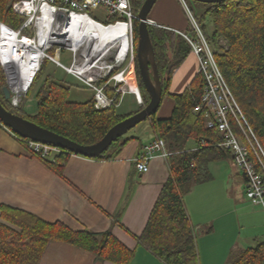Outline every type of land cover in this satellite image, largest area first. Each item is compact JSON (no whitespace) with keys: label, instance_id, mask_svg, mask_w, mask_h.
I'll use <instances>...</instances> for the list:
<instances>
[{"label":"trees","instance_id":"16d2710c","mask_svg":"<svg viewBox=\"0 0 264 264\" xmlns=\"http://www.w3.org/2000/svg\"><path fill=\"white\" fill-rule=\"evenodd\" d=\"M14 1L0 0V20L18 27L25 17L13 11ZM144 1L132 0L136 14ZM199 3L204 5L199 12L194 13L189 5L188 7L212 45L220 69L243 109L245 119L264 149V0ZM188 18L186 33L191 34V30V35H195L192 21L189 16ZM138 26L139 20L136 19V46ZM149 30L163 82V99L171 95L175 106L168 117L157 118L156 113L149 118L156 137L163 138L167 143L171 156V173L163 184L143 232L137 238L167 264H201L197 234L188 215L184 195L196 183L210 178L202 170L205 163L231 155L224 148L214 145L223 140L222 134L218 130L206 128L204 114L194 111L204 91L203 76L197 73L182 93H170L174 70L190 55V43L181 33L167 28L150 24ZM221 41L224 42L223 45ZM48 63L50 62L43 63L29 89L31 93L37 88V107L33 114L27 113L23 106L14 107L5 98L3 87L7 80L0 64L2 103L38 125L81 144L99 141L113 125L134 113L121 112L118 105L97 109L94 97L84 102L70 101L68 96L71 85L57 79L52 73L46 74ZM136 73L143 104L135 112L150 101L137 58ZM103 83L104 80L99 82ZM105 90L109 96L115 95V90L110 86H106ZM120 95L121 93L116 96V103ZM132 138L119 137L105 152L94 158H115ZM21 142L26 145V140ZM192 142L195 143L193 148L190 146ZM72 154L75 153L62 149L55 155L40 158L62 173ZM0 211V264H38L50 241L69 242L91 251L100 260L117 264H130L134 257V250L112 233L74 230L62 222H48L7 204H2ZM263 263L264 242L257 246L233 249L225 264Z\"/></svg>","mask_w":264,"mask_h":264},{"label":"crops","instance_id":"0c3cea01","mask_svg":"<svg viewBox=\"0 0 264 264\" xmlns=\"http://www.w3.org/2000/svg\"><path fill=\"white\" fill-rule=\"evenodd\" d=\"M188 16L181 0H157L149 17L159 27L186 33ZM197 73L198 61L191 52L174 70L170 93H182ZM128 94L125 99L135 103L133 93ZM174 106L173 97L166 96L156 117L170 116ZM126 137L133 138L115 158L72 154L59 173L0 126V206L20 208L74 230L112 233L134 250L130 264H167L137 236L170 176L171 156L158 154L148 172H139L135 158L156 138L151 120ZM215 163L218 168H212ZM202 170L210 178L193 185L184 202L197 234L200 263L225 264L233 249L264 242V210L246 197L245 176L231 157L205 163ZM38 264L117 263L66 241H50Z\"/></svg>","mask_w":264,"mask_h":264},{"label":"built area","instance_id":"2783aa9c","mask_svg":"<svg viewBox=\"0 0 264 264\" xmlns=\"http://www.w3.org/2000/svg\"><path fill=\"white\" fill-rule=\"evenodd\" d=\"M181 1L192 21L195 35L181 34L190 43L191 52L198 61V73L204 78V91L194 111L204 114L206 128L222 134L223 140L214 145L230 153L234 165L245 176L246 197L253 205L264 210V149L247 123L211 44L186 0ZM98 8L107 10L106 22L91 16L90 13ZM12 9L25 19L18 27L0 20V64L11 88L10 101L14 107L21 104V97L29 90L46 61L93 89L97 109L117 105L115 98L119 93H133L127 76L136 74L134 20L139 18L133 10L132 0H15ZM75 16L78 23L73 24ZM82 19L101 25L107 31L111 27L125 25L130 36L127 48H123L121 41L92 36L82 25ZM148 22L156 25L152 19H148ZM102 80L104 83L99 84ZM26 83L28 87L22 90L21 86ZM106 86L115 90L114 96L106 93ZM134 95L141 103L139 96ZM0 126L17 139L26 140L28 150L35 156L47 157L62 150L21 137L1 120ZM158 154L164 157L170 155L167 143L161 137L146 144L144 151L135 158L139 172H148L150 161Z\"/></svg>","mask_w":264,"mask_h":264},{"label":"water","instance_id":"95a60500","mask_svg":"<svg viewBox=\"0 0 264 264\" xmlns=\"http://www.w3.org/2000/svg\"><path fill=\"white\" fill-rule=\"evenodd\" d=\"M202 3H217L224 0H194ZM157 0H145L138 13L137 62L142 80L150 96V101L141 110L113 125L97 142L92 144L78 143L62 134L44 128L8 109L0 100V120L21 137L60 147L75 154L94 158L105 152L119 137L156 114L163 101V82L158 68L156 53L149 30L150 13ZM5 98L10 100L11 88L3 87ZM141 93V92H140Z\"/></svg>","mask_w":264,"mask_h":264},{"label":"rangeland","instance_id":"374dc122","mask_svg":"<svg viewBox=\"0 0 264 264\" xmlns=\"http://www.w3.org/2000/svg\"><path fill=\"white\" fill-rule=\"evenodd\" d=\"M186 2L188 3L189 7L193 10L194 13L199 12L201 9L204 8L203 4L196 2L194 0H186ZM90 14L95 19L102 21V22H106L105 18L107 17L108 12H107V10H105L103 8H98V9L93 10ZM189 32L191 34H193V32L191 30ZM221 42H222L221 44L223 45L224 42L223 41H221ZM45 73L46 74L52 73L57 79L62 80L67 85H71L69 96H68V99L70 101L84 102V101L90 100L93 97L95 100V91L93 89H91L89 86L84 84L78 78L67 74L64 70L57 67L54 63H51V62L48 63L47 71ZM132 75H133V81L137 84V88L140 90L139 80L137 78V73L135 74V76H134V74H132ZM112 83H113V81H112ZM126 89H127V91L130 90L129 88H126ZM36 91H37V88H35L31 93L28 90L25 94H23V97H21V104L18 107L23 106V109L29 114L35 113L36 107H37ZM128 93H130V92H126L124 94H121L120 99L116 104L118 105V107H119L118 109L121 112H125V113L134 112L135 113L138 106L143 104V99H142V102L139 103L136 96L133 94L136 98V102L133 103L130 101V99H125V95H127V96L130 95ZM239 107L243 112V109L241 108L240 104H239ZM243 114H244V112H243ZM148 122H149V120L141 122L136 127H134L129 132H127L124 136H130L134 133H138L144 126L147 125ZM219 163L213 164L212 168H218Z\"/></svg>","mask_w":264,"mask_h":264},{"label":"bare ground","instance_id":"6f19581e","mask_svg":"<svg viewBox=\"0 0 264 264\" xmlns=\"http://www.w3.org/2000/svg\"><path fill=\"white\" fill-rule=\"evenodd\" d=\"M82 20H83L82 25L84 26L86 31L90 33L92 36L103 39H111V41L112 40L121 41V43L123 44V48H127V45L130 42V36H129L128 28L125 25L111 27L107 31L106 29H103L101 25L95 24L92 21H87L85 19ZM73 22H74L73 24L78 23V18L76 16L74 17ZM127 80L129 81L133 93L137 94L140 100L142 101L141 93L137 88V84L133 81V75L131 73L128 74ZM28 85H29L28 83L22 85L21 86L22 90H26Z\"/></svg>","mask_w":264,"mask_h":264}]
</instances>
